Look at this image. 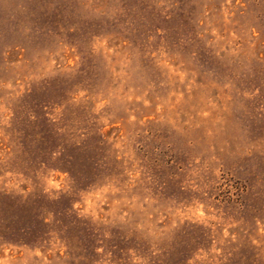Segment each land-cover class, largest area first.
I'll return each mask as SVG.
<instances>
[{
	"label": "rangeland",
	"instance_id": "374dc122",
	"mask_svg": "<svg viewBox=\"0 0 264 264\" xmlns=\"http://www.w3.org/2000/svg\"><path fill=\"white\" fill-rule=\"evenodd\" d=\"M0 264H264V0H0Z\"/></svg>",
	"mask_w": 264,
	"mask_h": 264
}]
</instances>
